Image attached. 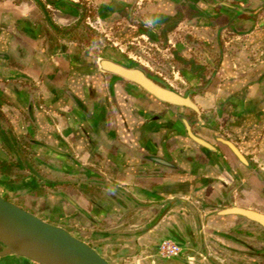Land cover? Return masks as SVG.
Segmentation results:
<instances>
[{
    "label": "crops",
    "instance_id": "0c3cea01",
    "mask_svg": "<svg viewBox=\"0 0 264 264\" xmlns=\"http://www.w3.org/2000/svg\"><path fill=\"white\" fill-rule=\"evenodd\" d=\"M83 21L122 52L63 36ZM101 57L196 108L102 71ZM6 161L1 187L111 264H264V229L229 211L264 214V0H0ZM165 241L186 256L163 258Z\"/></svg>",
    "mask_w": 264,
    "mask_h": 264
},
{
    "label": "water",
    "instance_id": "95a60500",
    "mask_svg": "<svg viewBox=\"0 0 264 264\" xmlns=\"http://www.w3.org/2000/svg\"><path fill=\"white\" fill-rule=\"evenodd\" d=\"M98 65L102 71L138 85L162 102L196 108L188 95L182 96L138 66L127 67L107 58H100ZM229 211L264 229V214L240 208ZM9 256L34 264H111L86 241L61 226L41 219L0 193V258Z\"/></svg>",
    "mask_w": 264,
    "mask_h": 264
},
{
    "label": "rangeland",
    "instance_id": "374dc122",
    "mask_svg": "<svg viewBox=\"0 0 264 264\" xmlns=\"http://www.w3.org/2000/svg\"><path fill=\"white\" fill-rule=\"evenodd\" d=\"M95 14H93V15L90 14V15L93 17ZM92 20H93V18H92ZM86 23H85V21H83L79 25L73 24V26H69L70 28L63 29V31L65 32L63 36H65V38H68V37L73 38L72 39L73 42H77V43L79 42V45L81 47L86 48L89 51V53H93L94 55H97V56H103V54H105L107 50H112V51H115L116 53L122 52L121 48H120L121 45L118 44L116 41H114L112 36H109V37L105 36V34H103V32H101L100 30H98L96 28H92V27L88 26V24H86ZM61 35H62V33H61ZM131 47L134 48L136 46H131ZM123 55H127V54L125 53ZM101 58H103V57H101ZM13 174L14 173H12V175ZM5 191H6L5 189L0 188V193L3 196H7ZM15 200L19 204H24L21 201V199L20 200L15 199ZM255 225L259 228H262L260 225H258L256 223H255ZM183 256H186V252H184V251L178 257H183ZM174 258H176V257H174ZM174 258H170V259H174ZM166 259H169V258H166ZM29 264H34V263L29 262Z\"/></svg>",
    "mask_w": 264,
    "mask_h": 264
},
{
    "label": "flooded vegetation",
    "instance_id": "af4514ba",
    "mask_svg": "<svg viewBox=\"0 0 264 264\" xmlns=\"http://www.w3.org/2000/svg\"><path fill=\"white\" fill-rule=\"evenodd\" d=\"M103 58H105V57H103ZM107 59H109V58H107ZM111 60H113V59H111ZM115 62H117V63H120V64H122V65H124V66H127V65H125V64H123V63H121V62H118V61H116V60H114ZM134 66H137V65H133V66H127V67H134ZM139 67V66H138ZM141 68V67H140ZM143 69V68H142ZM118 77V76H117ZM14 162L12 161V162H7L6 161V163L4 164L6 167H8V168H5V170L3 171V170H0V176L1 175H6V176H10L11 174H12V170H13V168H14ZM12 181H14V180H12ZM0 183H2V182H0ZM4 186H6L7 184H8V182H4L3 181V183H2ZM8 187V186H7ZM0 188H3V189H5V187H1V184H0ZM5 190H7V189H5ZM6 192V195L7 196H4L6 199H8V200H10V201H12V202H14L15 204H17V205H19L20 207H22V208H24V205H25V203L23 202L24 200H23V195H18V196H14L13 194H11V193H8L7 191H5ZM15 199H21V201L24 203V204H19V203H17L16 202V200ZM26 210V209H25ZM0 260H1V262H0V264H22V263H24V264H29V262H27V261H22V260H20V259H18V258H13V256H9V257H5V258H0Z\"/></svg>",
    "mask_w": 264,
    "mask_h": 264
},
{
    "label": "built area",
    "instance_id": "2783aa9c",
    "mask_svg": "<svg viewBox=\"0 0 264 264\" xmlns=\"http://www.w3.org/2000/svg\"><path fill=\"white\" fill-rule=\"evenodd\" d=\"M159 253L163 258L170 259L180 256L183 253V249L172 241H165L161 244Z\"/></svg>",
    "mask_w": 264,
    "mask_h": 264
},
{
    "label": "trees",
    "instance_id": "16d2710c",
    "mask_svg": "<svg viewBox=\"0 0 264 264\" xmlns=\"http://www.w3.org/2000/svg\"><path fill=\"white\" fill-rule=\"evenodd\" d=\"M6 162H1L0 163V170H5V168H8V167H6L4 164H5ZM13 258H18V259H20V260H22V261H26L25 259H23V258H20V257H16V256H13ZM28 262V261H27ZM22 264H24V263H22Z\"/></svg>",
    "mask_w": 264,
    "mask_h": 264
}]
</instances>
